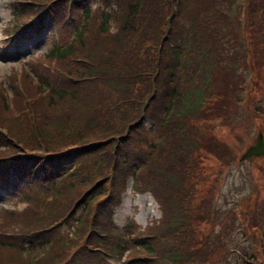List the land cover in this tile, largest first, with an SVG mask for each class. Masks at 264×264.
<instances>
[{
  "label": "trees",
  "instance_id": "obj_1",
  "mask_svg": "<svg viewBox=\"0 0 264 264\" xmlns=\"http://www.w3.org/2000/svg\"><path fill=\"white\" fill-rule=\"evenodd\" d=\"M251 1L244 7L239 29L245 27L244 44L236 57L247 55L252 68L264 73V0ZM81 2L73 0L71 5ZM193 2L103 0L108 10L100 11L103 18L91 28L85 10L78 24L58 35L41 58L25 60L22 84L31 111H23V95L13 83L14 71L9 73V103L0 86V117L8 116L0 125L20 146L0 137V157L40 150L42 141L46 153L12 161L21 173V166L28 165L36 171L32 177L51 184L28 193L20 190L30 203L21 213L0 211L4 223L19 218L29 239L36 241L17 249L0 237V264H89L117 259L125 251L126 264H199L189 260L198 258V252L202 257L196 233L211 188L200 164L199 141L207 133L203 121L212 119L207 108L214 110V101L223 98L215 87L220 78L213 75L223 31L217 24L222 17L218 9L196 11ZM9 8V22L3 27L9 32L35 13V7L17 2ZM69 57L80 61L67 63ZM50 58L55 59L51 71L42 66ZM255 85L256 93L264 92V84ZM257 109L255 118L262 119L263 110ZM221 145L218 139L215 146ZM209 153L220 161L216 152ZM129 175H135L160 211L142 229L135 223L117 229L111 223ZM49 192L55 195L46 200ZM251 205L250 215L260 219L249 225L255 233L252 250L240 253L237 264H264V205L256 198ZM58 220L82 225L77 237L84 241L72 248V239L58 233Z\"/></svg>",
  "mask_w": 264,
  "mask_h": 264
},
{
  "label": "rangeland",
  "instance_id": "obj_2",
  "mask_svg": "<svg viewBox=\"0 0 264 264\" xmlns=\"http://www.w3.org/2000/svg\"><path fill=\"white\" fill-rule=\"evenodd\" d=\"M9 2L10 0H0L2 85L7 82L11 71L18 73L19 70L26 69V59L41 58L47 46L60 35L58 30L49 33L46 27L43 34L32 37L31 40H11L9 36L6 39L4 37L6 32L10 35L14 32L3 29L9 22ZM252 3L251 0H195L190 4L196 11H199V7L204 10L218 9L230 22L224 24L223 18L219 19L221 24L217 22L223 34L219 37L222 47H219L220 52L214 57L219 64H216L218 66L213 75L220 78L215 87L223 93V98L221 96L222 99L214 101L216 102L214 110L207 108L212 119L207 118L206 122L203 121V124L207 125V133L199 141L200 155L203 156V163L200 164L205 167L204 174L208 175L206 179L207 184L211 185V193L204 197L202 211L199 214V230L196 233V237L201 241L202 257L198 252L196 255H199L198 258L189 260V263L237 264L236 258L240 253L252 250L255 233L251 232L252 227L249 225L257 224L260 219L257 214L250 215L253 208L251 202L256 198L264 205V157L257 160L256 157L250 156L238 161L242 150L255 141L258 131L262 133L264 139V115L262 119L255 118V108L259 107L264 112V92H255L256 83L264 84V73L258 72L256 67L252 68L245 54L240 60H234L233 57L236 52H241L244 44L242 33L245 36V27L241 29L242 33L239 31L240 24L243 23L242 6L248 8ZM245 11L246 9L244 13ZM251 55L253 57V54ZM206 134L212 135V139ZM218 139L222 142L219 148L215 146ZM211 140L214 144H210ZM212 150L221 156L220 161L209 153ZM223 160H226L225 163ZM2 184L4 186H0V202L3 203H0V206L10 207L12 202H15V205L20 207L21 203L14 193V186L12 189L7 187L6 190L5 184ZM205 184L206 182L202 184V189ZM129 185L130 178L126 190L120 197L119 206L113 211L117 227L129 220L142 225L148 217L159 215L154 200L148 194L132 192ZM11 191L12 196H9Z\"/></svg>",
  "mask_w": 264,
  "mask_h": 264
},
{
  "label": "water",
  "instance_id": "obj_3",
  "mask_svg": "<svg viewBox=\"0 0 264 264\" xmlns=\"http://www.w3.org/2000/svg\"><path fill=\"white\" fill-rule=\"evenodd\" d=\"M254 140L255 142L253 144L248 145V147L239 157V160L248 158L251 155L253 156L264 155V139H262L260 132H258Z\"/></svg>",
  "mask_w": 264,
  "mask_h": 264
}]
</instances>
